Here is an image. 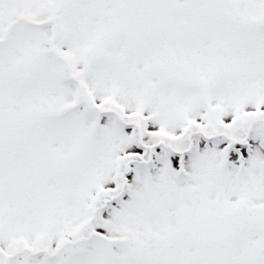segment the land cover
<instances>
[{
    "label": "snow or ice",
    "instance_id": "snow-or-ice-1",
    "mask_svg": "<svg viewBox=\"0 0 264 264\" xmlns=\"http://www.w3.org/2000/svg\"><path fill=\"white\" fill-rule=\"evenodd\" d=\"M0 264H264V0H0Z\"/></svg>",
    "mask_w": 264,
    "mask_h": 264
}]
</instances>
